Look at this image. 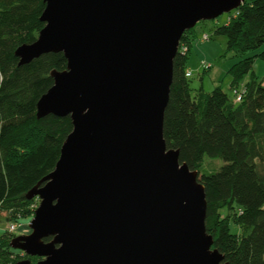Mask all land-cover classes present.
I'll return each mask as SVG.
<instances>
[{"label":"water","instance_id":"95a60500","mask_svg":"<svg viewBox=\"0 0 264 264\" xmlns=\"http://www.w3.org/2000/svg\"><path fill=\"white\" fill-rule=\"evenodd\" d=\"M243 1L43 0L44 25L14 55L63 53L36 117L68 115L72 128L26 192L38 205L12 248L37 264H227L205 229L203 185L162 122L183 32Z\"/></svg>","mask_w":264,"mask_h":264},{"label":"trees","instance_id":"16d2710c","mask_svg":"<svg viewBox=\"0 0 264 264\" xmlns=\"http://www.w3.org/2000/svg\"><path fill=\"white\" fill-rule=\"evenodd\" d=\"M43 8V0H0V211L12 222L33 214L38 198L26 192L54 168L72 128L68 115L36 117V102L53 82L51 70L66 66L63 53L47 52L23 64L14 55L18 45L36 38ZM232 12L212 34L223 35L225 51L238 58L227 73L231 90L242 86L240 100L220 85L192 93L185 72L196 32L187 29L178 44L186 50L178 49L172 60L162 135L168 148L178 150L179 161L197 172L205 229L224 262L264 264V76L252 69L255 57L264 59V0H244ZM204 155L223 164L206 171ZM12 237L0 234V264L22 257L37 264L39 257L10 246Z\"/></svg>","mask_w":264,"mask_h":264},{"label":"rangeland","instance_id":"374dc122","mask_svg":"<svg viewBox=\"0 0 264 264\" xmlns=\"http://www.w3.org/2000/svg\"><path fill=\"white\" fill-rule=\"evenodd\" d=\"M232 13V10L224 12L216 18L200 20L194 25L196 37L191 42L186 65L191 72L190 86L192 87V93H194L200 86L204 91H210L214 86L220 85L222 90L225 91L228 96L232 95L229 85L231 77L227 73V69L238 58L235 57L232 52L225 51L226 38L223 35L212 34L213 27L223 24ZM203 33H206L209 36L207 40H200ZM261 49H264V44ZM201 61L209 62L211 66L206 70H203L200 67ZM252 69L258 78L263 77L264 59L258 56L255 57ZM203 162H205V169H208L206 171H214L223 164V161L220 158H210L207 155H204ZM31 217L32 215L28 218L19 219L17 221L19 227H17L15 231L9 232V234L16 236L29 233L31 230L28 227V221ZM10 222H12V220L8 218V215L4 211H0V234L8 232L7 226ZM234 230L235 228L232 227L231 231ZM21 259H23V257Z\"/></svg>","mask_w":264,"mask_h":264},{"label":"built area","instance_id":"2783aa9c","mask_svg":"<svg viewBox=\"0 0 264 264\" xmlns=\"http://www.w3.org/2000/svg\"><path fill=\"white\" fill-rule=\"evenodd\" d=\"M209 38V36L206 34V33H203L201 35V38L200 40H207ZM179 50L181 51H185L186 50V47L185 46H181V48H178ZM211 66V64L209 62H206V61H201V65L200 67L202 69H207ZM185 75L186 76H190L191 75V72L190 71H186L185 72ZM233 96H234V100L235 101H239L240 98H241V95H242V92H243V89H242V86H241V89H232L231 90ZM17 227H19V224L17 222H10L7 226V231L8 232H13L17 229Z\"/></svg>","mask_w":264,"mask_h":264}]
</instances>
